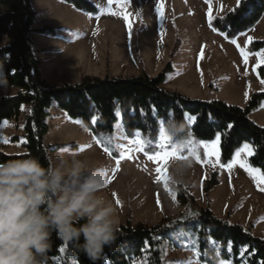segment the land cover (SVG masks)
<instances>
[{"label": "trees", "instance_id": "trees-1", "mask_svg": "<svg viewBox=\"0 0 264 264\" xmlns=\"http://www.w3.org/2000/svg\"><path fill=\"white\" fill-rule=\"evenodd\" d=\"M63 1L84 13H99L98 7L89 0ZM0 6L4 9L0 13V41L7 38V44L0 47V86L17 90L14 95L0 97V125L5 121H19L24 107L29 108L24 118V153L48 165L52 147L46 144L45 138L51 130L48 123L50 110L57 103L61 111L70 119L80 121L94 137L106 135L112 138L120 123L128 139H134L140 133L144 140L151 139L155 143L159 129H169L173 125L183 132L175 139L185 142L192 138L197 142L196 152L203 162L206 155L200 144L213 142L220 136L219 164L222 167L230 165L236 153L248 143L254 149L248 165L260 170L264 177V127L250 117L264 102V92L253 93L246 107H241L222 100L194 99L167 90L163 85L174 71L172 61L156 76H85L76 84L51 85L44 77L41 60L34 48V35L54 37L57 29L35 27L37 11L32 0H0ZM263 17L264 0H240L239 6L224 16L213 17L210 27L234 41L253 29ZM179 47L177 40L171 58ZM263 49L264 39L254 40L248 45L247 53L256 54ZM257 72L264 80V63ZM185 113L195 116V122L187 121ZM93 118L96 123H92ZM19 140L18 136L11 138L12 143ZM103 147L117 153L112 140L105 141ZM55 149L59 150L58 147ZM181 155H187V150ZM13 158H19L18 154L0 151V161ZM218 185V172L214 171L204 182L203 190L208 196ZM176 198L186 209L196 206L195 197L182 184L177 185ZM189 214L165 217L154 225H133L129 218L125 224L117 225L116 239L96 260L90 259L74 243L53 237L46 264H53L55 259H59L60 264H135L144 256L146 264H168L167 250L171 247L186 249V242L193 245L196 254L199 253L197 257L201 264H220V261L264 264V239L241 224L217 217L210 208V200L206 208L195 215Z\"/></svg>", "mask_w": 264, "mask_h": 264}, {"label": "rangeland", "instance_id": "rangeland-1", "mask_svg": "<svg viewBox=\"0 0 264 264\" xmlns=\"http://www.w3.org/2000/svg\"><path fill=\"white\" fill-rule=\"evenodd\" d=\"M150 1L149 3H136L131 0L117 2L115 15L113 14L112 18L107 15L103 21L89 23L82 33L63 35L56 28L58 33L54 37L60 42L57 41L58 43H54L52 47L45 45L47 42L43 37L46 35L35 34L34 48L41 60L42 71L48 83L76 84L85 76L131 77L143 74L156 76L169 61H172L174 71L165 83L167 85L165 87L172 88L170 91L176 90L194 99L209 100L217 97L234 101L235 96L225 93V89L220 86L229 77L230 79L245 78L250 70L240 67L229 70L223 68L225 54H219L220 58H217L214 52L224 47L222 44L218 47L216 41L227 39L225 35L215 33L210 27L213 17L225 15L222 11L216 12L217 2ZM235 1L227 0L228 7L235 5ZM51 13L38 15L35 27L55 28L54 25L58 20L71 21L69 17L62 19ZM262 39H264V22L240 35L234 43L227 39L226 47H234V61L237 62V55L248 54L247 47L252 41ZM177 40L180 47L171 58ZM6 44L5 38L0 41V47ZM206 51L212 53L204 58ZM210 56L212 58H208ZM257 59L264 63V51L259 52ZM210 61L214 64L213 69L206 68ZM222 76L225 79H222ZM207 84L212 90L211 93L202 88ZM16 93L17 90L14 88L0 86V97ZM28 112L29 108L25 107L19 121L12 120L0 125V151L11 155L25 152L23 128L24 118ZM50 113L48 123L51 130L45 138L46 144L52 147L49 150L50 160L59 154L79 153L80 158H86L90 166L103 167L107 176L106 188L101 194L117 210V225L125 224L129 218L133 225L139 223L154 225L169 216L178 217L189 213L195 215L206 208L210 200V208L217 217L227 219L230 223L241 224L246 229H251L255 236L264 239V190H261L264 188V183L258 184L250 174L239 172L238 180L232 182L236 194L234 202H212L210 192L208 196L205 194L204 182L214 171L218 172L219 184L220 173L224 177L227 174L224 168L228 166L224 168L220 166L214 147L208 145L207 149H204L205 162L200 158L196 159L188 149H185L187 155L178 153L167 161L148 160L143 153L133 151L130 153L131 159L120 160L117 170L116 160L119 157L106 154L103 151V143L107 140L114 141L117 153L121 151V145L135 148L134 145H129L128 142L132 139L125 136L120 123L116 125L112 138L106 135L94 137L81 122L77 123L70 119L60 109L51 108ZM138 134L134 139H143L141 134ZM13 136H18L20 140L12 143ZM190 139L193 140L189 138L185 143ZM57 147L58 151L55 149ZM73 147L75 149H72ZM186 164L189 166L181 170L178 182L174 181V169ZM240 165L241 163L237 162L235 168ZM157 167L161 169L159 173L156 172ZM179 184L189 188L190 193L195 197L196 206L192 209H186L178 203L176 192ZM185 244L188 246L186 249L171 247L167 250L168 264H189L190 261H199L193 245L187 242ZM53 264H60V260L55 259ZM135 264H146V256L137 260ZM226 264L230 263L226 262Z\"/></svg>", "mask_w": 264, "mask_h": 264}, {"label": "clouds", "instance_id": "clouds-1", "mask_svg": "<svg viewBox=\"0 0 264 264\" xmlns=\"http://www.w3.org/2000/svg\"><path fill=\"white\" fill-rule=\"evenodd\" d=\"M18 157L0 161V264H46L53 237L100 257L118 224L101 194L106 170L79 153L59 154L47 166L28 153ZM188 166L174 169V181Z\"/></svg>", "mask_w": 264, "mask_h": 264}, {"label": "crops", "instance_id": "crops-1", "mask_svg": "<svg viewBox=\"0 0 264 264\" xmlns=\"http://www.w3.org/2000/svg\"><path fill=\"white\" fill-rule=\"evenodd\" d=\"M92 2L94 5H96L99 9V13L97 15H92L88 13H84L82 11L77 10L74 6L66 3L63 0H32L34 9L37 11V16L52 12V15H58L64 19L65 17L71 18V21L68 22H63L62 20L56 21V24L54 25L55 28L59 30V33H62L63 35L66 33H82L85 31L87 28L86 25L89 23H98L100 21L105 20L106 16L108 17H113V14L115 13L114 10H116V3H121L123 0H112L111 3H108V0H89ZM135 1L136 3H144L148 2L150 0H131ZM202 1V0H201ZM151 2V1H150ZM217 2V11H222L223 14L228 13L230 10L234 8L238 0L235 1V5H230L228 7L227 0H218L215 1ZM160 5V3L158 4ZM226 7V9H224ZM3 7L0 6V13L3 12ZM50 14V15H51ZM115 15V14H114ZM110 18V19H111ZM264 17L258 24H263ZM215 33V30H213ZM219 35H222L218 33ZM7 41V38H5ZM44 41L47 43L45 45L53 46L54 43L60 42L59 39L55 37H50V36H44L43 37ZM227 39H219L216 41L218 47L219 44H222L224 47L223 49H218L214 50L216 55L218 56L217 58H220L219 54L221 55L224 53L225 55L223 56V68H227L229 70L233 69L234 67H240L244 69H249L250 72L248 76H245V78H231L227 81H225L220 88L225 89V93L232 94L235 96L234 101H228L224 100L221 98L213 97L209 99L208 101L212 100H222L227 103L233 104V105H238L241 107H246L248 104L251 96L253 93L258 92H264V80L260 79L257 68L263 64L261 63L257 57L259 53L256 54H247L245 56H238L237 55V62L234 61V52L235 49L234 47L227 48L226 47V42ZM57 42V43H58ZM213 44L211 45V47ZM42 47V46H40ZM264 51V49L262 50ZM261 52V51H260ZM212 53V51H206V54H204V58H207V54ZM213 56V55H212ZM212 56L208 58H212ZM203 58V59H204ZM255 61V62H254ZM208 67L207 69H213L214 64L210 61L208 62ZM244 71V70H243ZM223 77V76H222ZM222 79H225L224 77ZM167 85H163V87L167 90L172 89L171 87H165ZM202 88H205L207 92L211 93V88L208 87V84L206 86H203ZM176 91V90H175ZM223 92V91H222ZM56 107L58 108L57 103H54L52 105V108ZM25 108V107H24ZM251 119L259 126L264 127V102L261 104L259 108L254 110L252 114L250 115ZM5 122H10V121H5ZM203 144L210 145L216 149L217 153V160L219 161L220 158V145H221V138L219 136V143L214 140L213 142H202ZM245 145H248V148L245 149ZM21 153V152H20ZM239 153V155H237ZM234 157L233 162L230 164L231 167H222L226 171L225 177L222 173H220V184L213 188L210 191V197L212 199V202H234L236 198L235 190L233 188V181L238 180V173L241 172L242 174H250L254 181L259 184V182L264 183V177L262 176L260 170L252 168L248 166V159L254 154V149L253 147L245 143L242 148L238 151ZM19 154V153H18ZM240 162L244 166L238 167L237 169L235 168L236 163ZM243 171V172H242ZM256 185V184H255Z\"/></svg>", "mask_w": 264, "mask_h": 264}, {"label": "snow or ice", "instance_id": "snow-or-ice-1", "mask_svg": "<svg viewBox=\"0 0 264 264\" xmlns=\"http://www.w3.org/2000/svg\"><path fill=\"white\" fill-rule=\"evenodd\" d=\"M112 0H108V3H111ZM239 6V0L238 4ZM160 9L158 8L157 11ZM125 20H127V16L124 17ZM235 41H233L234 43ZM185 119L190 122H195L196 117L191 116L190 114L185 113ZM77 123H80V121H77ZM92 123H96L95 118H93ZM231 125H229V128ZM139 135V134H137ZM179 135H183V132L181 130H178L176 128H173L171 131L167 128H160L159 129V134H158V140L153 143V141L150 140H144V139H132L128 143L129 145H134L135 148L129 147L127 145H121V151L119 153H116L114 151H111L108 147H104L103 151L108 154L109 156H118L119 158L116 160L117 164V170L119 167L120 160L123 159H131L130 153L135 151V152H141L143 153L148 160L152 161H167L170 157H175L178 153H183L185 149H188V151L195 156L196 159H199V155L196 153V146L197 142L193 140H189L187 143L180 141L176 139L174 142V137H178ZM216 142L219 143V136L216 138ZM201 147L204 149H207L208 145L207 144H200ZM245 149L248 148V145L244 146ZM150 152L152 154H150ZM239 155V153H237ZM238 162V161H237ZM244 165L241 164V167ZM228 167H231V165H228ZM161 169L159 167L156 168V172L159 173ZM261 190H264L262 188ZM189 215H192L191 213ZM61 252H63V248L60 249ZM197 255L199 253L197 252ZM189 264H199V261H190ZM220 264H226L224 261H220Z\"/></svg>", "mask_w": 264, "mask_h": 264}]
</instances>
